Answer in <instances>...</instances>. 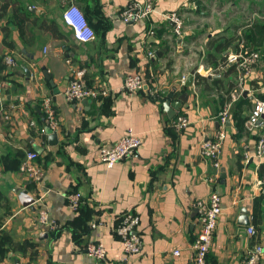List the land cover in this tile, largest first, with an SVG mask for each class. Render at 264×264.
Listing matches in <instances>:
<instances>
[{
	"label": "crops",
	"instance_id": "1",
	"mask_svg": "<svg viewBox=\"0 0 264 264\" xmlns=\"http://www.w3.org/2000/svg\"><path fill=\"white\" fill-rule=\"evenodd\" d=\"M147 1L0 0V264H194L195 203L213 191L222 197L223 214L207 264H243L256 245L264 248V191L258 183L264 158H252L258 134L245 128L255 100L264 96V58L247 49L261 59L234 101L236 68H217L234 45L245 43V32L264 21V0H149L154 12L148 20H121L128 3ZM71 5L87 13L92 41H77L65 23ZM169 12L183 19L181 37L162 17ZM224 40L232 41L231 48L210 59L212 45ZM9 57L15 65L7 63ZM78 71L86 86L107 87L111 95L68 102L64 92ZM130 74L143 76V90L124 91ZM183 94L187 101L169 113L166 102L176 104ZM45 98L55 111L54 130L45 125ZM230 102L217 174L202 158L201 145L221 129L220 116ZM179 116L190 121L181 132L171 127ZM130 128L143 145L107 169L100 148L113 146ZM53 132L56 145L49 141ZM32 151L39 155V181L20 172ZM21 193L32 202L24 205ZM71 195L79 196L76 211ZM42 212L56 230L41 222ZM126 213L140 220L136 232L143 251L133 257L125 256L116 233ZM96 241L108 249L102 261L84 251Z\"/></svg>",
	"mask_w": 264,
	"mask_h": 264
},
{
	"label": "built area",
	"instance_id": "2",
	"mask_svg": "<svg viewBox=\"0 0 264 264\" xmlns=\"http://www.w3.org/2000/svg\"><path fill=\"white\" fill-rule=\"evenodd\" d=\"M65 4L72 3L73 0H62ZM154 12V6L151 1L146 3L130 2L122 10L120 14L121 20L125 24H134L138 21L148 20ZM163 19L173 24L175 35L181 37L183 33V19L177 12H169L163 14ZM65 23L72 29L75 39L82 43L90 42L94 39L95 34L87 24L84 15L77 6L71 5L63 15ZM76 23H82L85 27L79 28ZM149 34L153 35L154 30L150 29ZM247 46L242 42L237 52H232L228 57V65L235 66L238 73V92L233 95V101L237 100L244 91L246 79L252 73V67L261 59L259 52H248ZM154 57V54H150ZM7 63L15 65V60L11 57L7 58ZM83 72H76L70 80L64 95L68 102H82L84 100H98L100 98L111 95L107 87L91 88L82 82ZM185 81V78L182 80ZM146 81L140 74H130L125 77L123 89L129 93H136L145 88ZM154 95V93H152ZM232 102L228 103L221 113L220 123L221 129L211 139H207L201 145L202 158L209 161L214 170L219 173L221 168V155L223 145L227 137L225 125L229 119ZM42 109L45 114L46 128L54 130L56 128V116L50 98H45L42 102ZM190 121L187 117L179 116L172 123L171 127L181 132L188 128ZM46 128L41 129V133H46ZM245 128L250 133H257L254 154L252 158L261 161L264 158V99H256L250 115L245 123ZM143 145L142 136L133 129H128L126 133L110 147H101L99 150V160L107 168L112 169L118 162L131 158ZM38 153L28 152L20 165V172L30 178L39 181L42 173L36 166ZM250 159L248 154H245V159ZM248 159V161H249ZM211 181H214L211 179ZM259 185L264 191V174L259 180ZM80 204L78 195L70 196V205L73 210H77ZM197 212L199 231L197 237L192 244L194 252V264H207V256L213 244L214 235L217 229L218 221L223 214V200L217 191H213L207 198L198 200L195 203ZM40 220L48 226L49 230H56L58 225L51 220L46 212H42ZM140 225L139 217L134 213H126L122 215L116 226V233L122 240V250L125 256L133 257L140 255L143 251V241L140 235L136 232ZM248 234L253 236L256 230L253 226L248 228ZM85 253L98 261H102L108 256V249L101 241L90 242L84 249ZM175 256L180 255V251H174ZM264 255V248L256 245L251 249L243 264H260Z\"/></svg>",
	"mask_w": 264,
	"mask_h": 264
},
{
	"label": "trees",
	"instance_id": "3",
	"mask_svg": "<svg viewBox=\"0 0 264 264\" xmlns=\"http://www.w3.org/2000/svg\"><path fill=\"white\" fill-rule=\"evenodd\" d=\"M80 11L84 15V18H85L87 24L93 30V28L91 27L90 19H89L87 13L85 11H82L81 9H80ZM93 32L95 34L94 30H93ZM244 39H245L244 44L247 46V48L253 47L254 50L261 52V55L264 58V21L258 22V24L253 26V28L248 29L245 32V38ZM232 44H233L232 41H228V40H224V42L214 43L212 45L213 50L209 51L210 52L208 54L209 58L210 59H218L215 55H213L211 53L218 52V53H222V55H223L227 50H229V48H231L230 46H232ZM239 44H240V42L238 44L234 45L233 49L235 52L238 51ZM227 57L228 56H222L220 63H219V66L217 67L218 69L221 68V70L223 72H225L226 68L229 69L226 72H230L231 69L233 70V68L235 69L234 66L231 67L227 64ZM216 66L217 65L215 64V67ZM217 68H215V69H217ZM261 99H264V96H261ZM243 101H242V104H243ZM259 172L261 175L264 174V164H262L260 166ZM256 204H257V202H256Z\"/></svg>",
	"mask_w": 264,
	"mask_h": 264
},
{
	"label": "water",
	"instance_id": "4",
	"mask_svg": "<svg viewBox=\"0 0 264 264\" xmlns=\"http://www.w3.org/2000/svg\"><path fill=\"white\" fill-rule=\"evenodd\" d=\"M162 54H163V52H160V53H158L157 56H158V57H161ZM196 71H197V70H195V71L192 72V75H191V77L189 78V80L187 81L186 86H191V85H192V83H193V76H194V74H195ZM43 74H44L45 76H47V72H46V70H44V69H43ZM187 98H188V95H187V94H183V95L179 98V101H178L176 104H171L169 101L166 102V104H165V108L167 109V111H168L169 113H172V111L175 112V111H177V110L181 107L182 103H184V102L187 101ZM171 110H172V111H171ZM48 132H49V131H48ZM49 141H50V144H51V145H56V144H57V141H58V135H57L56 132H53V133H51V134L49 135ZM20 196H21V198H23V200L25 201L24 205H27V204H29V202H32V200H31L30 198H28L27 194H25V193H21Z\"/></svg>",
	"mask_w": 264,
	"mask_h": 264
},
{
	"label": "bare ground",
	"instance_id": "5",
	"mask_svg": "<svg viewBox=\"0 0 264 264\" xmlns=\"http://www.w3.org/2000/svg\"><path fill=\"white\" fill-rule=\"evenodd\" d=\"M76 25L80 26L79 28H82V29L85 27V25H83L82 23H76Z\"/></svg>",
	"mask_w": 264,
	"mask_h": 264
}]
</instances>
